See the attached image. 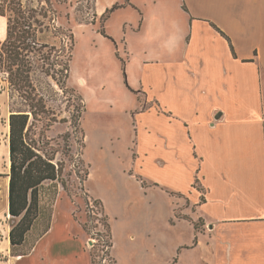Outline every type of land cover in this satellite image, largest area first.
Here are the masks:
<instances>
[{"label":"crops","instance_id":"obj_1","mask_svg":"<svg viewBox=\"0 0 264 264\" xmlns=\"http://www.w3.org/2000/svg\"><path fill=\"white\" fill-rule=\"evenodd\" d=\"M91 10L87 22L70 18L72 52L78 37L88 49H112L125 78L112 83V92H121L124 113L136 114L132 144L138 150V139L152 134L155 164L168 167L152 182L179 211L174 231L188 230L170 237L165 264H264V0H92ZM132 67L133 79L126 74ZM8 132L0 145L4 218ZM62 207L15 264H91L70 209Z\"/></svg>","mask_w":264,"mask_h":264},{"label":"rangeland","instance_id":"obj_2","mask_svg":"<svg viewBox=\"0 0 264 264\" xmlns=\"http://www.w3.org/2000/svg\"><path fill=\"white\" fill-rule=\"evenodd\" d=\"M21 1L24 9L33 10L40 41L48 45L31 56V82L44 98L47 111L37 115L35 120L29 115L34 123V137L40 136L47 149L57 151L56 158L63 165L62 178L71 197L60 183L44 184L41 188L42 214L25 243L18 247L12 248L10 242L6 243L9 235L6 231H10L11 223L9 217H0V264H15L14 256L30 251L44 231L51 206L52 211L58 206L70 209L68 217L72 227L82 237L83 250L89 254L91 250L94 252L95 264H113L114 260L116 264H165L167 252L172 250L170 237L188 235L185 226L174 231L171 221H175L179 211H173L171 195L152 182V177L167 175L168 167L160 168L155 164L154 152L149 151L152 134L150 138L138 139L143 144L140 149L132 144L131 131L136 114L124 113L121 92L117 89L112 92V83L125 79L112 49L100 43L97 49H88L84 38L78 37L79 44L76 46L75 42L72 52L70 18L73 22L89 21L92 0ZM10 14L6 10L5 16L1 15L0 33L7 27ZM70 51L72 59L66 79L61 64L55 62H68ZM135 73L133 67L126 70L132 79ZM112 93L119 96L118 102L110 101ZM26 103L10 86L6 73H0L2 149L7 144L10 112L29 110ZM147 120L151 122V118ZM0 168V175H4L5 159ZM86 170L90 178L85 184L82 177ZM54 191L57 195L52 201L50 197ZM95 195L102 200L112 221L110 259L104 252V227L97 219L100 214L99 207L93 203Z\"/></svg>","mask_w":264,"mask_h":264},{"label":"trees","instance_id":"obj_3","mask_svg":"<svg viewBox=\"0 0 264 264\" xmlns=\"http://www.w3.org/2000/svg\"><path fill=\"white\" fill-rule=\"evenodd\" d=\"M119 6L116 3L107 9L102 19H106ZM6 10L11 14L8 17L5 38L0 40V73H6V80L27 102L29 108V110H12L8 117L7 214L11 223L8 238L10 246L14 248L24 244L29 232L42 214V186L46 183H60L66 191L67 187L62 178V162L56 158L57 151L47 149L40 136L34 137V123L30 121L29 116L31 115V118L35 120L37 115L47 112L44 98L37 93L30 74L32 72L31 56L40 53V48H48V45L40 41L38 21L32 9H24L21 0H0V15L5 16ZM215 28L228 39L219 28ZM101 32L104 34L103 30ZM69 36L73 48V34L70 33ZM71 57L70 51L68 62L60 63L58 59L55 62L58 65L61 64V71L66 79L69 77ZM60 85L63 86L62 83ZM88 173L86 170L82 181L86 180ZM67 193L71 197V193L69 191ZM56 195L54 191L50 200L53 201ZM93 203L99 207L100 217L97 219L102 221L104 227V252L106 258L110 259L113 245L110 220L102 202L94 199ZM51 216L52 206L43 232L48 230ZM83 228L86 230V224ZM90 257L91 264H95V254L92 250ZM113 264H116L115 260Z\"/></svg>","mask_w":264,"mask_h":264}]
</instances>
